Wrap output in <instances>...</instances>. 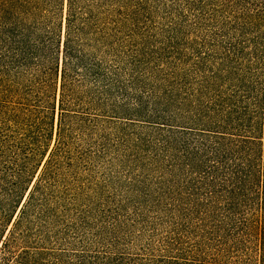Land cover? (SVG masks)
<instances>
[{
    "label": "rangeland",
    "instance_id": "rangeland-1",
    "mask_svg": "<svg viewBox=\"0 0 264 264\" xmlns=\"http://www.w3.org/2000/svg\"><path fill=\"white\" fill-rule=\"evenodd\" d=\"M134 2L142 57L131 71L122 69L123 86L113 89L116 102L139 115L114 119L104 151L79 166L75 201L64 200L56 216L32 223L41 226L39 239L35 230L24 239L15 235L0 264H75L76 251L87 254L83 264H162L165 256L189 254L216 264L254 257V240H232L221 171L210 167L211 137L186 125L203 113L215 90L202 91L203 82L221 62L232 71L220 88L259 86L260 49L257 62L253 58L264 39V0ZM235 39L238 60L225 48Z\"/></svg>",
    "mask_w": 264,
    "mask_h": 264
},
{
    "label": "trees",
    "instance_id": "trees-1",
    "mask_svg": "<svg viewBox=\"0 0 264 264\" xmlns=\"http://www.w3.org/2000/svg\"><path fill=\"white\" fill-rule=\"evenodd\" d=\"M137 4L0 0V256L15 235L24 239L35 230L41 237L40 224L32 223L56 216L64 200L75 201L79 166L104 151L114 119L139 115L116 102L113 89L123 86L122 69L131 71L142 57ZM261 44L253 58L257 62L260 49L259 86L220 88L232 71L221 62L203 82L207 93L215 86L213 95L186 125L212 139L210 167L221 171L233 242H255L254 257L220 264H264V39ZM225 48L238 60L236 39ZM85 255L73 253L74 263L83 264ZM183 257L165 256L162 264H216L194 254Z\"/></svg>",
    "mask_w": 264,
    "mask_h": 264
}]
</instances>
